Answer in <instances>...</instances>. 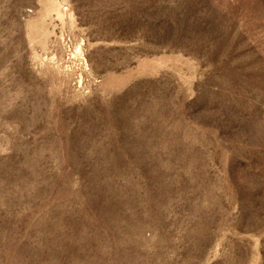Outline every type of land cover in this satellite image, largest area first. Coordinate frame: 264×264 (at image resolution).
Returning <instances> with one entry per match:
<instances>
[{
  "label": "rangeland",
  "instance_id": "obj_1",
  "mask_svg": "<svg viewBox=\"0 0 264 264\" xmlns=\"http://www.w3.org/2000/svg\"><path fill=\"white\" fill-rule=\"evenodd\" d=\"M0 264H264V0H0Z\"/></svg>",
  "mask_w": 264,
  "mask_h": 264
}]
</instances>
